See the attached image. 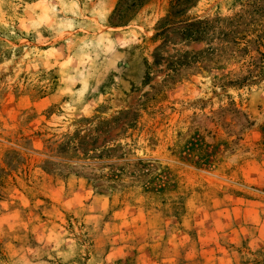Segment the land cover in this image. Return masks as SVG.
<instances>
[{
    "label": "rangeland",
    "instance_id": "obj_1",
    "mask_svg": "<svg viewBox=\"0 0 264 264\" xmlns=\"http://www.w3.org/2000/svg\"><path fill=\"white\" fill-rule=\"evenodd\" d=\"M188 3L0 0V264H264V0Z\"/></svg>",
    "mask_w": 264,
    "mask_h": 264
},
{
    "label": "trees",
    "instance_id": "obj_2",
    "mask_svg": "<svg viewBox=\"0 0 264 264\" xmlns=\"http://www.w3.org/2000/svg\"><path fill=\"white\" fill-rule=\"evenodd\" d=\"M190 1V3H188L190 6H192L196 0H188V2ZM175 14V13H174Z\"/></svg>",
    "mask_w": 264,
    "mask_h": 264
}]
</instances>
